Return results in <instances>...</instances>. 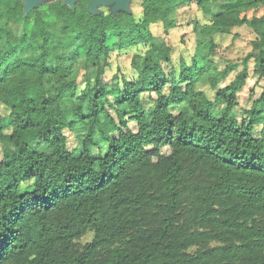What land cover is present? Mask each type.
Here are the masks:
<instances>
[{"label": "trees", "instance_id": "obj_1", "mask_svg": "<svg viewBox=\"0 0 264 264\" xmlns=\"http://www.w3.org/2000/svg\"><path fill=\"white\" fill-rule=\"evenodd\" d=\"M189 1L141 0L137 18L0 0V264H264V87L238 116L246 69L217 87L232 65L210 58L246 25L264 77V14L246 15L264 0H195L209 23L176 65L149 25ZM122 48L129 73L103 82Z\"/></svg>", "mask_w": 264, "mask_h": 264}, {"label": "rangeland", "instance_id": "obj_2", "mask_svg": "<svg viewBox=\"0 0 264 264\" xmlns=\"http://www.w3.org/2000/svg\"><path fill=\"white\" fill-rule=\"evenodd\" d=\"M51 1V0H47ZM141 0H131L130 8L138 18L141 16L139 2ZM249 1V0H244ZM224 0H218L211 6L212 13L219 12L225 5ZM264 14V5L260 4L247 11V17L253 15L260 16ZM199 25L209 23L203 11L198 7L195 0H191L176 8L174 15V24L167 31L164 30L161 22L150 24L153 34L161 39L170 47V60L178 65L180 61L190 64L195 53L198 37L194 30V24ZM256 38L254 31L246 25L232 27L228 32L214 33L211 41L214 44L210 58L214 61L219 70L232 65L224 79L220 80L217 87H222L231 81L235 75L244 67L246 69L245 83L242 89L237 93L236 104L233 111L240 116L241 111L249 109L254 101L260 96L264 87V77L260 78L254 73L252 41ZM132 53L129 49L111 50L108 56L109 67L102 74L103 82H110L115 74L120 77L121 74H128L130 71V58ZM80 81V79H79ZM84 81L80 84V89L85 88ZM197 87L203 90L208 97H212L214 90L206 82L205 78H199ZM264 108V105L261 106ZM6 109L0 105V113H5ZM75 143L73 137L68 135V146L72 147ZM91 234L82 238L83 241L90 240ZM193 250V249H191Z\"/></svg>", "mask_w": 264, "mask_h": 264}, {"label": "water", "instance_id": "obj_3", "mask_svg": "<svg viewBox=\"0 0 264 264\" xmlns=\"http://www.w3.org/2000/svg\"><path fill=\"white\" fill-rule=\"evenodd\" d=\"M24 13H28L37 4L47 0H21ZM69 6H73L76 0H62ZM131 0H88L87 9L89 12H98L100 6H112L113 9H130Z\"/></svg>", "mask_w": 264, "mask_h": 264}]
</instances>
